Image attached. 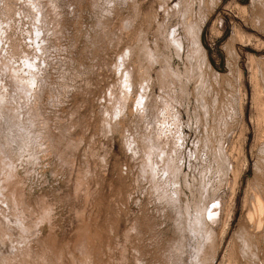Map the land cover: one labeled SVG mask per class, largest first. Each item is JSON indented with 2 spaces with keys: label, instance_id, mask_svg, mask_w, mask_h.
I'll list each match as a JSON object with an SVG mask.
<instances>
[{
  "label": "rangeland",
  "instance_id": "obj_1",
  "mask_svg": "<svg viewBox=\"0 0 264 264\" xmlns=\"http://www.w3.org/2000/svg\"><path fill=\"white\" fill-rule=\"evenodd\" d=\"M0 69V264H264V0H0Z\"/></svg>",
  "mask_w": 264,
  "mask_h": 264
},
{
  "label": "bare ground",
  "instance_id": "obj_2",
  "mask_svg": "<svg viewBox=\"0 0 264 264\" xmlns=\"http://www.w3.org/2000/svg\"><path fill=\"white\" fill-rule=\"evenodd\" d=\"M36 28V27H35ZM201 40V39H200ZM202 43V42H201ZM7 45V44H6ZM4 54V53H3ZM9 54H11V53H9ZM25 57V56H24ZM5 58V57H4ZM7 59V58H6ZM5 62V61H4ZM9 62V61H8ZM33 62V61H32ZM10 65V64H9ZM31 66H33V65H31ZM12 67V66H11ZM29 67V66H28ZM34 68V67H33ZM7 69V68H6ZM13 69V68H12ZM1 70V69H0ZM28 71H30V70H28ZM33 71V70H32ZM35 73H36V71H34ZM128 72V71H127ZM16 73V72H15ZM31 74V73H30ZM130 74V73H129ZM13 75V74H12ZM22 75V74H21ZM33 75V74H32ZM35 75V74H34ZM27 77V76H26ZM24 78V77H23ZM31 78V77H30ZM32 78H34V77H32ZM31 81H32V79H31ZM16 82V81H15ZM19 82H20V78H19ZM26 83V82H25ZM24 83V84H25ZM19 84V83H18ZM19 87V86H18ZM19 88H21V87H19ZM26 88V87H25ZM24 93V92H23ZM119 110V109H118ZM257 205H258V207H259V209H263L264 207L262 206V203H261V200L260 199H258L257 200ZM263 207V208H262Z\"/></svg>",
  "mask_w": 264,
  "mask_h": 264
}]
</instances>
